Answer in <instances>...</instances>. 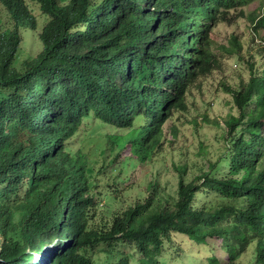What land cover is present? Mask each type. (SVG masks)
<instances>
[{"label":"trees","instance_id":"trees-1","mask_svg":"<svg viewBox=\"0 0 264 264\" xmlns=\"http://www.w3.org/2000/svg\"><path fill=\"white\" fill-rule=\"evenodd\" d=\"M31 1L47 15L43 49L17 68L22 26L39 27ZM0 2L11 18L0 19V264L37 261L52 239V264H98L102 244L109 264H130L116 248L128 242L163 264L158 256L179 235L222 240L227 259L213 254L208 264H264V46L245 57L239 37L220 50L216 39L249 0ZM252 22L264 28V9ZM225 58L247 62L250 77L225 85L236 113L223 121V153L192 180L180 165L177 195L150 184L152 197L107 221L94 158L72 146L84 119L128 130L101 136L99 151L131 145L144 162L163 149L167 129L178 136L190 93Z\"/></svg>","mask_w":264,"mask_h":264},{"label":"rangeland","instance_id":"rangeland-1","mask_svg":"<svg viewBox=\"0 0 264 264\" xmlns=\"http://www.w3.org/2000/svg\"><path fill=\"white\" fill-rule=\"evenodd\" d=\"M30 6L34 10L39 27L38 30H33L28 24L22 26L23 42L14 61L17 68H22L24 60L36 56L43 49L38 32L47 21V15L37 2L31 1ZM263 9L264 0H249L248 4L242 7L243 17L232 25H220L216 30L217 50L223 45H228L231 38L236 36L244 46L245 57L256 55L260 41H264V28L255 31L252 19L262 15ZM0 19L5 24L11 21L8 10L1 2ZM249 77L247 62L240 64L236 58L223 59L222 65L190 93L189 110L176 122L178 136H172L167 129V141L163 149L151 154L144 162L132 153L131 145L122 149L116 148L113 152L109 149L99 151L101 136L106 138L107 134H123L128 130H116L91 117L84 119L72 140V146L76 150L84 147L85 152L92 154L94 158L95 181L100 194L97 200L102 217L108 221L111 219L110 211L117 212L126 209L128 203L136 204L139 198L145 200L152 197L148 189L150 184L159 183L167 195H177L180 165H188V180L199 175L203 169H208L210 160L216 161L226 147V127L223 121L236 113L225 85L237 86L242 78ZM206 117L209 123L205 122ZM216 120L220 122V126L215 124ZM111 197L117 199L112 200ZM56 242V239H52L46 243L41 252H36L38 260L29 264H52L51 249ZM105 248L102 244L94 249V259L98 264L110 263L109 256L103 252ZM116 248L129 256L130 264H149L132 242L120 243ZM213 254L227 259V254L222 250V240L208 239L207 243H198L186 235H179L173 243L165 244L158 259L163 261V264H208L209 257Z\"/></svg>","mask_w":264,"mask_h":264},{"label":"built area","instance_id":"built-area-1","mask_svg":"<svg viewBox=\"0 0 264 264\" xmlns=\"http://www.w3.org/2000/svg\"><path fill=\"white\" fill-rule=\"evenodd\" d=\"M261 42V44H263L264 45V41H260Z\"/></svg>","mask_w":264,"mask_h":264},{"label":"clouds","instance_id":"clouds-1","mask_svg":"<svg viewBox=\"0 0 264 264\" xmlns=\"http://www.w3.org/2000/svg\"><path fill=\"white\" fill-rule=\"evenodd\" d=\"M261 43V42H260ZM261 45H263V44H261ZM264 46V45H263ZM45 246V245H44Z\"/></svg>","mask_w":264,"mask_h":264},{"label":"water","instance_id":"water-1","mask_svg":"<svg viewBox=\"0 0 264 264\" xmlns=\"http://www.w3.org/2000/svg\"><path fill=\"white\" fill-rule=\"evenodd\" d=\"M71 243H72V241H71Z\"/></svg>","mask_w":264,"mask_h":264},{"label":"bare ground","instance_id":"bare-ground-1","mask_svg":"<svg viewBox=\"0 0 264 264\" xmlns=\"http://www.w3.org/2000/svg\"><path fill=\"white\" fill-rule=\"evenodd\" d=\"M45 258V257H44Z\"/></svg>","mask_w":264,"mask_h":264}]
</instances>
